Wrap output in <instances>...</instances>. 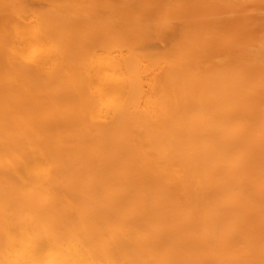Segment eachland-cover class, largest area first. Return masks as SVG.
Masks as SVG:
<instances>
[{"label":"bare ground","instance_id":"1","mask_svg":"<svg viewBox=\"0 0 264 264\" xmlns=\"http://www.w3.org/2000/svg\"><path fill=\"white\" fill-rule=\"evenodd\" d=\"M0 264H264V0H0Z\"/></svg>","mask_w":264,"mask_h":264}]
</instances>
